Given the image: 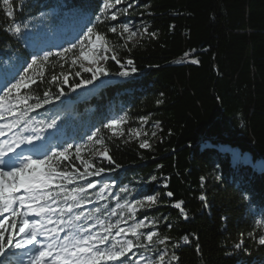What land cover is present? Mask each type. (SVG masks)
Returning <instances> with one entry per match:
<instances>
[{"label":"trees","instance_id":"trees-1","mask_svg":"<svg viewBox=\"0 0 264 264\" xmlns=\"http://www.w3.org/2000/svg\"><path fill=\"white\" fill-rule=\"evenodd\" d=\"M10 3L22 34L18 37L9 30L14 25L0 0V83L4 82L0 88L15 82L34 55L51 52L50 62L58 61L55 54L77 43L89 27L106 33L125 65L121 69L109 58L104 63L108 76L73 91L91 74L70 60H59L55 67L52 63L46 67L45 82L32 88L41 99L45 91L52 96L50 103L28 114L44 127L55 121L51 130L63 139L48 144L51 149L73 145L70 160L82 171L75 145H90L87 137L100 129L108 147L111 164L87 149L81 152L82 159L104 167L103 174L109 177L105 183L114 185L104 200L95 195L102 184L89 190L92 203L83 211L100 208L98 215L115 221L106 214L115 207L117 195L131 201L171 191L172 198L161 195L157 206L138 213L139 218L158 219L153 230L170 238L166 260L175 251L178 264H264V245L258 242L264 235V0H124L119 9L128 3L133 7L126 14L118 12L115 22L96 19L101 0ZM115 23L133 24L139 35L123 47L125 40L107 31ZM191 59L199 63L192 64ZM122 70L129 76L117 75ZM61 72L68 75L66 83L61 82ZM54 74L60 79L49 82ZM121 117L127 122L115 133L103 127ZM129 129H138L141 135L130 134ZM144 139L150 148L139 147ZM64 164L71 168L68 161ZM153 175L156 181L151 180ZM121 188L131 195L121 194ZM201 194L205 201L199 200ZM179 200L185 202L188 220L171 206ZM185 235L188 244L181 239ZM177 242L181 246L173 249ZM141 253L156 258L152 251L139 249L131 255L138 259Z\"/></svg>","mask_w":264,"mask_h":264},{"label":"snow or ice","instance_id":"snow-or-ice-1","mask_svg":"<svg viewBox=\"0 0 264 264\" xmlns=\"http://www.w3.org/2000/svg\"><path fill=\"white\" fill-rule=\"evenodd\" d=\"M123 3L124 0H101L100 15L96 19L101 20L103 17L105 21H119L118 12L126 14L133 7L128 3L126 7L119 9L117 6ZM3 4L6 16L14 25L9 30L19 37L22 28L20 23H15V8L10 0H3ZM24 27L27 28V25ZM107 31L125 40L123 47H127V42L137 36L139 30H134L129 23H115L109 26ZM147 31L145 27L144 32ZM115 47L110 43L106 33L89 27L77 43L55 54L59 60L65 63L70 60L71 65L79 64L81 71L91 74L90 78L82 79L76 84L73 91L81 86L93 84L101 76H108L110 73L102 61L109 58L120 64L121 69H125V65L117 58ZM52 55L51 52H45L42 56L34 55L31 62L17 74L18 78H14L15 82L0 88V121H6L0 123V137H7L12 133L10 139L0 141V264H8L7 257L12 249L23 250L29 245L33 246L30 253H27L29 264H173V262L178 264L179 257L175 251L166 260V257H169L170 238L161 236L158 231L153 230L159 220L147 216L138 217L141 210L157 206L161 195L172 198L173 192L167 191L162 194L157 191L131 201L126 196L117 195L115 207L106 214L116 217L115 221L98 215L101 213L100 208H94L87 214L83 211L85 205L92 203L89 190L97 188L99 183L89 178L100 177L105 168L96 167L90 160L82 159V150L87 149L93 156L113 163L105 140L99 135L100 129L87 137L90 145H75V159L81 161L82 171L70 160L73 145L51 149L44 143H35L41 140L38 132L43 131V128L37 129L32 126L33 120L28 117L29 111L50 103L52 96L45 91L44 98L41 99L40 96L33 94L32 88L38 81L45 82V70L52 63L49 60ZM185 56L188 54L185 53ZM59 60L55 63H59ZM190 62L198 64L199 60L191 59ZM55 63H52L53 67ZM127 65H133V61L127 60ZM135 71L136 68L132 67L131 72ZM129 74L128 70L117 73L121 77H127ZM75 75L80 76V71H76ZM60 76L63 77L61 82L66 83L68 75L61 72ZM60 76L52 75L49 82L58 81ZM63 94L61 91L60 95ZM33 99L36 103H29ZM141 119L147 122L146 117ZM126 122V119L121 117L110 120L103 127L115 133V130ZM54 125L55 121H52L47 127L51 128ZM156 125L159 126V121ZM29 131L37 134L24 135ZM129 133H134L137 137L141 135L138 129H129ZM143 135L147 136L148 133L144 132ZM151 135L155 136L156 132H152ZM22 145H31L29 152L38 155L18 152L17 149ZM139 147L150 148L151 144L148 139H144ZM65 161L71 165L70 169L64 164ZM119 167L120 165H116V168ZM151 180L156 181L157 177L153 175ZM113 186L103 183L95 194L97 199H106L105 193ZM200 186L204 187L203 177ZM163 187L167 188V183ZM120 193L131 195L127 188H121ZM121 199L123 202H120ZM199 200L205 201V195L201 194ZM184 204L183 200H179L171 206L179 211L184 220H188L189 215ZM167 227L171 228L172 225L168 224ZM181 239L184 244L190 242L187 235ZM258 242L264 245V235L259 237ZM241 243H237L235 247L239 249ZM156 245L164 247L157 248ZM180 246L179 242L172 244L173 249ZM138 249L143 252L152 251L156 258L152 259L141 253L138 259H133L131 254ZM199 250L197 245L196 251Z\"/></svg>","mask_w":264,"mask_h":264},{"label":"rangeland","instance_id":"rangeland-1","mask_svg":"<svg viewBox=\"0 0 264 264\" xmlns=\"http://www.w3.org/2000/svg\"><path fill=\"white\" fill-rule=\"evenodd\" d=\"M118 7H121V5H119ZM130 25L133 26V24H130ZM133 28H134V30H138L137 27H133ZM138 35H139V31H138L137 36ZM137 36H135L131 41H134ZM102 63H105V61H102ZM85 64L87 65V61H85ZM100 80H103V78L100 77ZM5 122L6 121H0V123H5ZM32 126L36 127L37 129L43 128V131L38 132V134L41 137V140L36 141L35 142L36 144H40V143L46 144V143H51L52 142L51 141L52 140L51 136L53 134V131L50 128L43 127L37 120L36 121L33 120V125ZM30 134L34 135V134H37V133H32L31 131H29L27 133H24V135H30ZM11 136H12V133H9V135L7 137H0V139H2V138L4 140L10 139ZM57 139H60V138H57ZM245 161L248 162V159H245ZM108 179H109L108 175L103 174V175H101L99 177V179H98L99 183L98 184H103V183L107 182ZM32 247H33L32 245H29L27 248H25L23 250L12 249L10 254L7 257V260L11 259L12 261L15 262V264H29V255L27 253H30Z\"/></svg>","mask_w":264,"mask_h":264},{"label":"bare ground","instance_id":"bare-ground-1","mask_svg":"<svg viewBox=\"0 0 264 264\" xmlns=\"http://www.w3.org/2000/svg\"><path fill=\"white\" fill-rule=\"evenodd\" d=\"M24 146H26V145H24ZM24 146L22 147V148H24ZM19 238V237H18Z\"/></svg>","mask_w":264,"mask_h":264}]
</instances>
